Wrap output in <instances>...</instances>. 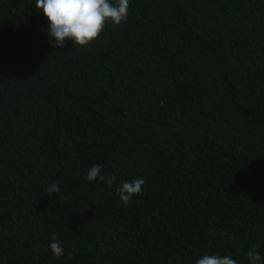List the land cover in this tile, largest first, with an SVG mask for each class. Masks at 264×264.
<instances>
[{"label": "trees", "instance_id": "16d2710c", "mask_svg": "<svg viewBox=\"0 0 264 264\" xmlns=\"http://www.w3.org/2000/svg\"><path fill=\"white\" fill-rule=\"evenodd\" d=\"M129 3L73 51L0 0V264H264V0Z\"/></svg>", "mask_w": 264, "mask_h": 264}, {"label": "clouds", "instance_id": "9594fccd", "mask_svg": "<svg viewBox=\"0 0 264 264\" xmlns=\"http://www.w3.org/2000/svg\"><path fill=\"white\" fill-rule=\"evenodd\" d=\"M129 0H35L36 12L43 13L47 23V35L54 42L55 48H62L66 41L76 48H86L90 43L95 42L106 25L119 26L126 22ZM102 168L93 164L86 175L89 183L99 180L111 187L116 177L101 175ZM145 181L143 178H136L131 181L122 182L116 189V195L120 201L127 206L131 199L140 194ZM60 190L59 182L47 188L49 195ZM49 248L51 253L60 257L64 255L61 242L53 235ZM71 256V250L68 252ZM249 264H261L262 257L255 250L246 253ZM195 264H237V261L230 256L218 254H206L195 261Z\"/></svg>", "mask_w": 264, "mask_h": 264}]
</instances>
